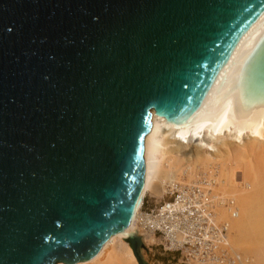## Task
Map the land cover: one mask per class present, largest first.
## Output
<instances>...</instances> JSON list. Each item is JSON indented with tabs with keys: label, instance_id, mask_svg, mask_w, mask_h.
<instances>
[{
	"label": "water",
	"instance_id": "obj_1",
	"mask_svg": "<svg viewBox=\"0 0 264 264\" xmlns=\"http://www.w3.org/2000/svg\"><path fill=\"white\" fill-rule=\"evenodd\" d=\"M264 0H0V264H76L133 219L151 111L186 123ZM127 243L137 264L141 237Z\"/></svg>",
	"mask_w": 264,
	"mask_h": 264
},
{
	"label": "bare ground",
	"instance_id": "obj_2",
	"mask_svg": "<svg viewBox=\"0 0 264 264\" xmlns=\"http://www.w3.org/2000/svg\"><path fill=\"white\" fill-rule=\"evenodd\" d=\"M256 26L258 30L235 68L199 115L186 123L171 125L151 111V129L143 140L144 186L134 217L125 228L109 238L96 256L79 264H120L125 256L128 264H137L127 239L129 235L138 234L145 245L154 241V237L143 235L136 217L143 198L157 185L162 186L163 198L168 185L173 183L192 184L202 178L213 180L212 192L225 203L232 202L237 213L236 218H231L230 209L220 208L215 212L216 220L227 222L228 226L238 220L240 201L243 200L240 199L253 193L255 183L261 180L259 171L264 173V12L228 61L230 64L239 54ZM248 201L251 202V198ZM263 228H260L261 232ZM227 241L228 248L239 259L235 264H264V248H245L240 258L232 249L229 237Z\"/></svg>",
	"mask_w": 264,
	"mask_h": 264
},
{
	"label": "built area",
	"instance_id": "obj_3",
	"mask_svg": "<svg viewBox=\"0 0 264 264\" xmlns=\"http://www.w3.org/2000/svg\"><path fill=\"white\" fill-rule=\"evenodd\" d=\"M214 186L205 178L173 183L152 209L144 208L146 195L136 217L138 227L143 235L160 238L164 251L179 254L182 264H235L239 259L228 248V223L217 221L215 212L230 209L236 218V207L214 194Z\"/></svg>",
	"mask_w": 264,
	"mask_h": 264
},
{
	"label": "rangeland",
	"instance_id": "obj_4",
	"mask_svg": "<svg viewBox=\"0 0 264 264\" xmlns=\"http://www.w3.org/2000/svg\"><path fill=\"white\" fill-rule=\"evenodd\" d=\"M259 176H261L260 178L262 180L264 173L261 170L259 171ZM246 179H248V178H246ZM261 180H258L255 183V188H254L253 193L246 195V196H243V198L240 199V200L243 199L242 201H240L241 202L240 203L241 204L240 205L241 214L239 213V217H240V215H241V217L240 218L238 217V220H236L235 223L232 224L234 226V228L231 225L230 226L232 228L229 226V243L231 244L232 249L240 256V258H242L241 253H243V249H245V248H249V247L251 248L253 246L258 247V248L259 247L264 248V238H263L264 237V231L261 232V229H260V228L264 227V224H263L264 223V221H263L264 220V214H263L264 213V208H263L264 207V196H262V194H264V179L262 181ZM257 184H259L260 186ZM256 185H257V187H256ZM161 190H162V186L157 185L152 192H149L147 194L146 200H145L146 204L144 207L145 209H152L153 207H155L156 205H158L162 201ZM256 193H257V195L259 194L258 197L260 199L257 197ZM249 197L252 200L251 202L248 201V200H250ZM163 198L165 199V197H163ZM246 199H247V201H246ZM256 199L258 202L256 201ZM261 199H263V200H261ZM247 203H248V205H247ZM261 203H262V205H260ZM245 205H246V209H245ZM258 206H260V207H258ZM249 207H250V211L248 209ZM241 208H242V210H241ZM255 210H256V212H255ZM249 212H251L252 215ZM256 215H258V216H256ZM244 216L246 219L244 218ZM259 216H261V217H259ZM240 220L243 223L240 222ZM256 221H257L258 225L256 224ZM241 223H242V225H241ZM254 223L256 226L254 225ZM235 224H236V226H235ZM240 227H241L240 232H241V230L243 231V232H241L242 234L238 230ZM230 230L232 231V233L235 231L234 234H232ZM237 230H238V232H237ZM252 230H255V231H252ZM137 236H140V235L137 234ZM141 239L143 242V248L141 249V256L144 259V261L147 262L148 264H182L180 261V255L179 254L168 253V252L164 251L162 240L160 238L156 237L154 239V241L148 245H145L143 238H141ZM258 243H260V244L258 245ZM121 261H120V264H128L126 256L123 257V259ZM84 263H86V262H84ZM77 264H79V263H77Z\"/></svg>",
	"mask_w": 264,
	"mask_h": 264
}]
</instances>
